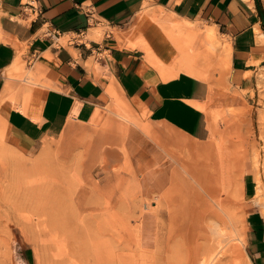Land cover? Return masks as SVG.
Wrapping results in <instances>:
<instances>
[{"label": "rangeland", "instance_id": "obj_1", "mask_svg": "<svg viewBox=\"0 0 264 264\" xmlns=\"http://www.w3.org/2000/svg\"><path fill=\"white\" fill-rule=\"evenodd\" d=\"M153 14L141 30L160 22L177 32ZM207 26L185 57L161 39L169 66L209 81L206 140L162 138L123 96L96 121L30 144L0 123V264H198L221 244L210 264H253L244 242L250 204L264 209V73L256 90L233 87L229 44L207 38ZM198 50L202 58H189ZM24 111L34 116L35 105ZM210 163V180H200L198 166Z\"/></svg>", "mask_w": 264, "mask_h": 264}, {"label": "crops", "instance_id": "obj_2", "mask_svg": "<svg viewBox=\"0 0 264 264\" xmlns=\"http://www.w3.org/2000/svg\"><path fill=\"white\" fill-rule=\"evenodd\" d=\"M23 1L0 0V123L18 144L58 134L67 123L94 122L118 96L144 112L164 139L209 138V114L201 106L209 81L169 66L160 33L140 28L141 9L183 21L182 38L200 46L199 30L214 25L229 44L230 84L256 90L262 80L264 0H34L37 11ZM149 53L168 75L147 60ZM29 83L46 87L39 102L23 92ZM20 105H35V115ZM250 207L244 249L253 264H264V212L257 202Z\"/></svg>", "mask_w": 264, "mask_h": 264}, {"label": "bare ground", "instance_id": "obj_3", "mask_svg": "<svg viewBox=\"0 0 264 264\" xmlns=\"http://www.w3.org/2000/svg\"><path fill=\"white\" fill-rule=\"evenodd\" d=\"M147 10H142L141 9V12H139V16H141V17H143L145 14H150V15H152L153 14V12L151 11H149V12H146ZM153 16H154V14H153ZM154 17H156V16H154ZM165 19V18H164ZM181 22H183V21H181ZM181 22H178V21H175V20H171L170 22H169V25L170 26H172V27H175L176 28V30H177V32L176 33H171V32H168L167 30H165L164 32H166L167 33V35L168 36H165V35H163V34H161V32H163V29L164 28H162V26H160V25H163V23L161 24L160 22V25H159V23H157V25H155L154 26V28H155V30H156V32L157 33H160V36H161V39L162 40H164L165 42H166V48L168 49V48H170V47H176V48H178L179 50H180V54H181V57H182V54H183V57H185L186 56V52H187V48L188 47H191L192 49H194V47H198V45L197 44H195L194 43V41L193 40H190V38H187V39H183L182 38V33L184 32V27H185V25L184 24H186V23H184V24H181ZM185 22V21H184ZM187 22V24L188 25H190L191 23L189 22V21H186ZM195 24V23H194ZM197 25V24H196ZM168 26V25H167ZM163 27H166V26H164L163 25ZM190 27H192L191 25H190ZM201 27V26H200ZM167 28V27H166ZM198 29V28H197ZM201 29V28H200ZM204 29V28H203ZM194 29H192V31H193ZM194 31H196L197 32V30H194ZM199 33V32H198ZM190 34V33H189ZM205 35H206V37L207 38H214V36L216 35V28H215V26L214 25H208L207 27H206V31H205ZM199 36V35H198ZM204 36V35H203ZM202 36V37H203ZM194 38V37H193ZM206 38H204V40H205ZM214 40V39H213ZM211 42V41H210ZM215 43V42H214ZM200 45V44H199ZM226 46H227V44H226ZM225 46V47H226ZM196 47V48H197ZM200 47V46H199ZM195 48V49H196ZM200 49V48H199ZM202 49V48H201ZM204 49V48H203ZM208 49H206V51L204 52L205 53V57H207V56H209L208 58H210V59H212V60H214L215 58H214V52H212L213 50H210V51H207ZM19 51V50H18ZM143 51H146V50H143ZM204 51V50H203ZM201 51H197V52H194V53H188V55H189V58H192V57H194L195 56V54H197L198 56H200V58H202L201 56L202 55H200L201 53H200ZM144 53H146V52H144ZM203 52H202V54H204ZM142 55V54H141ZM144 55V54H143ZM20 57V56H19ZM148 57H149V59H147L146 57H145V59H147V60H149V61H152V58H153V55H152V53H149L148 54ZM146 60V61H147ZM214 61H216V60H214ZM149 63V62H148ZM169 63H171V61L169 62ZM22 64V63H21ZM17 66H19V65H17ZM23 66V65H22ZM37 67V66H36ZM27 69V68H26ZM11 70H12V68H11ZM17 70H19V68L17 69ZM13 71V70H12ZM25 71H27V70H25ZM25 71H23L24 73H25ZM32 71V70H31ZM29 72V71H28ZM27 72V73H28ZM9 73H10V71H9ZM30 73V72H29ZM11 74V73H10ZM12 74H14V73H12ZM17 74H18V72H17ZM16 74V75H17ZM8 75V74H7ZM23 75V74H22ZM25 75V74H24ZM30 75H32L31 73H30ZM29 75V76H30ZM163 75V74H162ZM11 76V75H10ZM9 76V77H10ZM14 77H15V75H14ZM27 77H28V74H27ZM32 77V76H31ZM23 78V77H22ZM30 78V77H29ZM36 78V77H35ZM34 78V79H35ZM20 79V78H19ZM36 80V79H35ZM30 80H28L27 79V82H29ZM37 81V80H36ZM258 81H259V79H258ZM25 83V82H24ZM31 83H32V81H31ZM36 83H38V81L36 82ZM35 83V84H36ZM40 83V82H39ZM38 83V84H39ZM35 84H28V86L29 87H27L28 88V90H24L23 92L26 94V93H28V94H30L31 95V93H32V97L33 98H36V102H39L42 98H43V96H44V94H45V91H46V87H42L41 85L43 84H41L40 86L41 87H36L35 88ZM45 84V83H44ZM34 86V88H32V86ZM46 86V85H45ZM16 87H17V85H16ZM8 91V90H7ZM12 91V90H11ZM9 94V93H8ZM24 94V95H25ZM5 95V94H4ZM3 95V96H4ZM2 96V95H1ZM2 96V97H3ZM28 96V95H27ZM7 98H9V97H7ZM30 99V98H29ZM27 102V101H26ZM24 104V103H23ZM27 104V103H26ZM145 104V103H144ZM22 107V109H26L27 108V106H21ZM96 111V110H95ZM210 166H212V169H215V167H214V165L213 164H208L207 166H198V173H197V177L200 179V180H203V179H206L207 181H209L210 180V174L207 172V168L208 167H210ZM201 170V171H200ZM201 172V173H200ZM216 178V177H215ZM220 178V175L218 176V179ZM213 180V178L211 179V181ZM216 180H217V178H216ZM218 181V180H217ZM262 201H261V198L259 199V203H261ZM262 204H264V203H262ZM262 211H264V209H262ZM217 227V226H216ZM222 232V231H221ZM223 247V244H221L220 245V247L218 248V249H214L213 247L212 248H210V249H208V250H206V251H204L203 252V254L199 257V262H198V264H210L211 262H212V260L213 259H215L216 258V255H218V253L221 251V248ZM232 264H236V262L233 260L232 261Z\"/></svg>", "mask_w": 264, "mask_h": 264}, {"label": "built area", "instance_id": "obj_4", "mask_svg": "<svg viewBox=\"0 0 264 264\" xmlns=\"http://www.w3.org/2000/svg\"><path fill=\"white\" fill-rule=\"evenodd\" d=\"M35 1L34 0H24L23 3L24 4H28L30 5L31 7H35L36 8V11L39 10V7L36 3H34Z\"/></svg>", "mask_w": 264, "mask_h": 264}]
</instances>
